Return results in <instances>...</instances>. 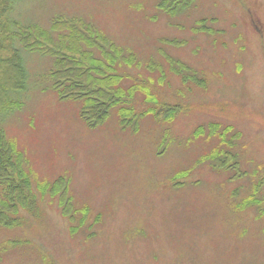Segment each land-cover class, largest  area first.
I'll return each mask as SVG.
<instances>
[{
  "label": "rangeland",
  "instance_id": "1",
  "mask_svg": "<svg viewBox=\"0 0 264 264\" xmlns=\"http://www.w3.org/2000/svg\"><path fill=\"white\" fill-rule=\"evenodd\" d=\"M181 1L16 0L12 20L82 18L133 54L118 66L134 88L122 106L162 115L123 128L121 106L90 128L82 102L53 89L54 57L21 48L23 106L0 128L25 155L40 210L0 227V264H264V0ZM169 107L180 108L171 120ZM215 151L239 172L214 167ZM60 177L72 220L42 191Z\"/></svg>",
  "mask_w": 264,
  "mask_h": 264
},
{
  "label": "trees",
  "instance_id": "2",
  "mask_svg": "<svg viewBox=\"0 0 264 264\" xmlns=\"http://www.w3.org/2000/svg\"><path fill=\"white\" fill-rule=\"evenodd\" d=\"M15 2L16 0H0V118L23 106V102L14 97L15 93L26 89L27 73L21 48L54 57L50 72L53 89L60 100L82 102L81 115L90 128L102 125L113 109L120 108L131 100L134 88H121L124 77L118 72V66H132L135 59L133 54L127 56L125 50L104 32L82 18L57 17L52 20L50 29L37 24L23 25L11 19ZM181 3L183 4V0ZM199 23L205 28L204 21ZM204 30L207 29L202 31ZM169 43L173 44L171 41ZM167 58L182 79L191 78L185 74L188 68L182 62ZM133 108L122 106L119 109L123 128L135 124L137 129L140 120L148 114L159 117L162 115L156 109L136 114ZM179 110V107H169L166 110L169 120ZM208 160L214 162V167L239 172V164L234 163L235 156L229 152L215 151L208 155ZM26 163L25 155L7 138L4 129L0 128V227L21 226L24 221L22 212L32 216L39 213L40 207L32 188V180L24 167ZM42 191L53 199L58 198L63 214L71 220L74 218L66 177L58 178L51 186L44 185ZM247 203L259 206L261 202L253 197Z\"/></svg>",
  "mask_w": 264,
  "mask_h": 264
}]
</instances>
